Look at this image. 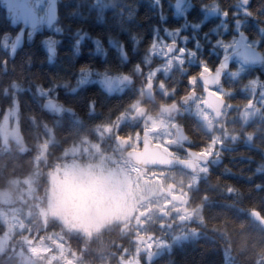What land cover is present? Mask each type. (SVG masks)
<instances>
[{
	"label": "trees",
	"instance_id": "1",
	"mask_svg": "<svg viewBox=\"0 0 264 264\" xmlns=\"http://www.w3.org/2000/svg\"><path fill=\"white\" fill-rule=\"evenodd\" d=\"M203 7L227 11L226 30L222 26L214 30L220 17L204 23ZM191 11L186 18H176L170 4L161 7L155 0H59V19L53 32L58 42L56 60L47 57L38 40L18 51L13 61L0 46V98L17 94L19 108L12 120L0 119V191L12 200L0 199V212L7 220L4 223L0 218V264H49L47 254H35L32 248L45 249L44 240L53 232L68 237L65 247L70 249L64 258H74L73 264H117L123 249L146 243L124 235L119 225L89 236L80 226H64V213L48 212L53 205L47 193L50 168H37L34 158L39 141L48 136L40 126L42 93L58 94L70 111L53 122L54 143L59 146L78 139L99 142L98 132L112 126L141 96L147 98L152 113L163 106H180V98L191 90L203 98L200 84L196 81L193 85L190 77L204 62L215 68L227 52L223 42L234 36L263 41L257 35L264 29V0H252L246 8L239 0H193ZM180 25L194 37L190 44L193 52L169 74L162 70L153 74V68L161 63L150 54L154 39L166 37V29ZM8 31L0 5V37ZM4 60L5 73L1 68ZM81 69L92 73L90 81L79 85ZM94 72L116 80L95 77ZM12 82L26 86H13ZM223 85L233 106L226 112L225 132L215 127L207 133L204 123L191 112L176 116L199 148L218 135L219 159L197 180L181 170L167 172L172 178L168 184L184 190L189 186L183 194L188 200L166 214L149 211L153 214L150 222L132 232L137 237L149 235L154 241H169L185 233L196 237L173 244L170 251L149 263L141 258L142 264H264V107L257 103L264 92V70L248 68L236 79H225ZM244 99L257 104L255 118L248 121L241 118L248 109L242 106ZM32 117L36 128L28 125ZM15 138L19 143L12 141ZM36 177L39 183L33 191ZM14 181L19 186L12 189ZM15 209L16 218H9Z\"/></svg>",
	"mask_w": 264,
	"mask_h": 264
},
{
	"label": "rangeland",
	"instance_id": "2",
	"mask_svg": "<svg viewBox=\"0 0 264 264\" xmlns=\"http://www.w3.org/2000/svg\"><path fill=\"white\" fill-rule=\"evenodd\" d=\"M172 16H176V18L180 17L178 14H172ZM181 28L185 27L180 25L178 29H166L167 36L161 37L160 41L154 42L152 47H157L153 50L157 54V59L159 56L163 57L166 54L167 41L175 39L181 33L189 38L187 33H184L185 30L180 32ZM174 30H178L179 33L174 34ZM239 43L240 38H235L228 43H224L222 48H233ZM187 49V47H184L176 55L169 57L168 60L170 61L165 62L162 68L178 66ZM160 65L159 63L155 66L153 71L159 69ZM81 70L83 71L80 77L81 81L91 79L89 71H85V69ZM238 70L243 71L242 65L236 67L234 71H230L227 77L235 76ZM11 84L21 88L26 86L25 84L19 85L16 82H12ZM253 89L255 88L253 87ZM257 103L261 104V106L264 105V92L262 99H259ZM242 106H250V103H246L244 99ZM134 108L135 104L131 107V110ZM187 109L190 112H195L203 121H210L211 124L219 120L210 111L207 104H204V101L198 103L196 101L191 107H187ZM5 110L3 112L0 108V119L2 122L8 117L12 120L15 114V110L11 109L8 103H6ZM127 111L115 120L114 126L105 127V133L99 132L101 136L100 144H95L85 139L86 142H80V146H70L71 151H69L71 153H78L77 159L65 158L60 165L50 171L48 174L47 186L49 188L47 193L49 204L53 203V205L49 207L48 212L50 211L51 214L64 213V226H69L73 229L81 228L89 236L115 225L121 226L120 231L124 235L130 234V237L134 241L146 240V243L134 244L130 248L123 249L117 264H142L141 258L149 263L165 250L170 251L173 244H180L183 241L195 238L196 234L185 233L183 235H176L169 241H154L148 239L149 235L143 236V234L137 237L132 234L133 231L141 230L147 225L150 222V218L153 217L154 212L160 211L161 214H166V211L169 209L177 210L188 198L183 196L186 191H182V188L176 187L175 184H168V181L172 179L168 173L160 174V172L142 171L137 166L132 165L128 159L123 158L120 152L117 156L114 152L108 150L111 147V137L117 131L118 126L133 113L126 114ZM163 116L158 110L152 113L145 122L144 131H148L149 137L164 147L163 141H166L172 133V123ZM250 116V111L241 114V118L245 120H248ZM207 125L209 130H211L212 126L209 123ZM136 138L138 139L135 144L140 141V137L136 136ZM212 145L215 146L214 142ZM39 148L40 146H38V151L34 157L35 160L37 157L39 159L37 168L45 164V161L40 157ZM79 148L80 151L78 152ZM200 171L204 170L201 168ZM38 183L39 179L37 177L34 178L33 191L36 189ZM179 183H182V181ZM14 184L16 186H13L12 189L18 188V182L14 181ZM0 199L2 202L12 201L9 198L7 199L4 194H1V191ZM149 211H153V214H149ZM12 212V216L9 218H16L15 214L17 210L15 209ZM0 218L4 223H7L5 215L2 212H0ZM13 225L16 226L17 223L13 222ZM62 230H65V227ZM58 235L64 239L68 238L63 236L61 232ZM44 241L45 244L43 245H45V249L33 247V253L47 254L46 261L49 264H73L75 262L74 258H64V253L70 249V246L66 248V244L63 243L62 239L57 237V233L53 232L47 235Z\"/></svg>",
	"mask_w": 264,
	"mask_h": 264
},
{
	"label": "water",
	"instance_id": "3",
	"mask_svg": "<svg viewBox=\"0 0 264 264\" xmlns=\"http://www.w3.org/2000/svg\"><path fill=\"white\" fill-rule=\"evenodd\" d=\"M34 1H46V16H45V30L49 32L58 20V0H0V4L5 10L6 20L12 29L20 27L19 32L12 39L10 34H5L1 40V46L5 47L10 42L12 45L9 49L10 60L16 57L17 52L24 46V33L26 30H31L28 35L27 45L31 46L35 36L41 32L42 28L39 23L36 11L33 7ZM243 3L249 5L252 0H242ZM177 51L176 44H170L167 49V55L171 56ZM45 52L52 59H56L55 40L49 37L45 40ZM243 60L246 65L262 68L264 66L263 53L249 45H241L236 50L225 56L221 62L220 67L213 73L201 74L198 77L199 82L209 88H216L222 80V74L226 73L230 66L235 64L236 60ZM4 69L6 62H3ZM206 101L215 111H220L225 105V100L219 97L212 91H205ZM194 93L190 92L181 99L182 106H188L193 102ZM43 110L47 114L54 113L55 116H60L65 111L63 103L55 100H48L43 105ZM146 108H140L129 120L130 127H137L146 115ZM175 140L169 142L168 146L188 153L191 156L190 160H180L170 157L159 145H152L151 140L147 136H143L140 150H130L127 152V157L130 161L143 168H161V169H182L189 174L196 172V161L207 162L209 157L198 154L187 147L191 145V140L185 134L182 127L173 125L172 127Z\"/></svg>",
	"mask_w": 264,
	"mask_h": 264
},
{
	"label": "flooded vegetation",
	"instance_id": "4",
	"mask_svg": "<svg viewBox=\"0 0 264 264\" xmlns=\"http://www.w3.org/2000/svg\"><path fill=\"white\" fill-rule=\"evenodd\" d=\"M170 4V8H171V12L174 13V14H180V16H183V17H187V14L190 13L191 14V10L193 8V0H171V2L169 0H157V4L159 6L162 7L163 4ZM239 4L242 5L243 7H246L243 5V3L241 2V0H239ZM34 6L39 14V18H40V21L42 22L41 24L44 25V18H45V13H46V6H47V3L46 2H42V1H36L34 2ZM39 6V8H38ZM204 11L203 12V17L205 19L204 23L205 22H209V20L213 17H220L221 20L220 22H222L223 26H224V22L227 20L226 18V15H227V11H217V10H214L212 7L210 8H204L203 7ZM189 15V14H188ZM225 17V18H224ZM4 18H5V13H4ZM209 18V19H208ZM6 20V19H5ZM167 19H163V21H166ZM20 30V27L17 28V29H11L10 28V31L6 32V33H10L12 35V39L15 37V35L19 32ZM184 30L183 28L180 29V32ZM53 31V29L50 31V32H47L44 28V26L42 27V30L41 32H39L34 40H33V44L35 43L36 40L40 41L41 44H42V47L44 48V40L49 38L50 35H51V32ZM31 31L30 30H26L25 33H24V47H32L33 44L31 46L27 45V40H28V35ZM176 33H179V31L175 30ZM258 37H260L261 39H263V41L260 43L258 40H256L255 38L253 39V46L258 48V49H263L264 48V29H262L260 32H259V35H257ZM245 36L242 35L240 37V42H244L245 41ZM186 40H190L191 41V38L187 37V36H184V35H178L175 39H171L167 42V45H169L170 43H177L178 46H179V50L183 49L184 47H188L190 42L188 44H186ZM240 44V43H239ZM11 46V44L7 47L4 48V50H7L8 51V48ZM236 48L239 47V45H235ZM22 48V49H23ZM153 49H156L157 47L154 46L152 47ZM151 53V52H150ZM154 55H157L156 53H153ZM159 59H160V62L162 64H164L165 62H168L170 60H168L169 58L165 59L163 57H160L159 56ZM219 65V64H218ZM217 65V66H218ZM243 66L245 67L242 63H237L235 65V68L236 67H239V66ZM216 66V67H217ZM216 67L215 68H210V66L208 65V63H205L204 62V66H203V69L201 70V72H203L204 70H207L209 73H212L216 70ZM171 69V67H169V70ZM244 69V68H242ZM233 71V70H231ZM200 72V73H201ZM199 73V74H200ZM230 73V72H229ZM229 73H227L226 76L224 77H227L229 75ZM198 74V75H199ZM198 75L194 76V77H198ZM128 77L130 76V73H128L127 75ZM236 76V75H235ZM235 76H229L228 78H231V77H235ZM239 76V75H237ZM104 78L106 79H109L108 77H106L105 75L103 76ZM112 78H110L109 80H112ZM116 79V78H114ZM225 79V78H224ZM253 84V82H252ZM205 91V88L203 87L202 88V92ZM217 92L221 93L223 95V98H225V92L224 90L222 89V85L219 86L217 89H216ZM7 93V92H6ZM43 99H41V111L43 112V117L41 118L42 120V123H40V126H45V129H44V133L47 134L48 136L46 138H43L39 141V145L40 148V157L41 159H43L45 161V164L43 165L44 167H48L50 168L49 169V173L52 169H54L55 167H57L58 165L61 164L62 160L65 159V158H75L77 159L78 157V153H71L70 149L69 148L70 146H80V142H82L80 139H78V141H75V142H69L68 144H64L63 146H59V145H56L54 143V133H53V122L55 120H58V119H61L63 118V116L66 114V113H69V108L68 106L62 101L59 99V96L58 94H53L52 92H50L49 90H45L43 91ZM17 97L18 95L15 94L11 97H5V98H0V107L2 109L3 112H5V106H6V103H8L10 105V108L11 109H14L15 110V113H18L19 112V108L17 109L16 108V102H17ZM50 99H54V100H57L59 102H62L63 104H65L67 107H66V111L59 117L55 116V114H47L44 112L43 110V105L46 101L50 100ZM146 99V100H145ZM148 100L146 97L144 96H141L139 97L136 101H134L131 105V107L135 104V108L131 110V107L130 109L126 112V114L128 113H132L133 115L137 112L138 109L142 108V107H146L147 108V115L145 116L144 120L141 122V124H139V126H137L136 128H129V126L126 124V120L120 125L118 126L117 130L119 129H123L122 131V135H118L116 134V143H115V151L114 153L118 156V153L116 151H121L122 152H125V154L127 153V151H129L130 149H134V150H139L140 149V141L137 142L135 144V142L137 141L138 138H136V136L141 137L144 136V135H148L149 132L147 131H144V125H145V122L146 120L150 117L151 115V106H148L147 104ZM202 102V101H201ZM251 102L253 104V99H251ZM204 104H207L205 101H204ZM208 106V105H207ZM149 107V108H148ZM164 107V106H163ZM163 107H160V111L159 113H162L164 116L163 117H166L167 119H169V121L173 124L176 120V116L177 115H183L185 110L182 109V108H179L177 106H174V105H171L170 108L165 111V109ZM210 111H212V113L214 115H216L218 117L219 120L213 122L212 124L214 126H217L218 128L221 127V130L222 132H225V130L227 129V126H226V112H227V107H225L223 110H221L220 112H214L213 109L208 106ZM151 110V111H150ZM170 110H173V111H170ZM163 111V112H162ZM130 114L129 117L132 115ZM32 120V121H31ZM31 120H28V125L30 128H36L38 127V124H35L33 121H34V118L32 117ZM174 121V122H173ZM178 123V122H177ZM179 125H182V123H178ZM125 126V127H124ZM127 126V127H126ZM184 129V128H183ZM185 131V130H184ZM186 133V132H185ZM187 134V133H186ZM188 135V134H187ZM149 136V135H148ZM189 136V135H188ZM174 134L171 133V135L167 138L166 141H163L164 143V149L167 151V153L170 155V156H173V157H176L180 160H187L189 159V155L185 152H182V151H178V150H174V149H171L169 147H167L166 145L169 144V142H171L172 140H174ZM190 137V136H189ZM151 138V137H150ZM191 138V137H190ZM152 144L156 145L157 143L155 142L154 139H152ZM14 143H19V139L15 138L12 140ZM199 144H194L193 140H192V144L191 146L189 147L191 150L197 152V153H205L208 155V157L210 158V161L209 163H206V164H201V163H198V169H203V170H207L209 168V165L211 163H213L214 161V157H213V145L211 143V146L209 148H206L204 150H202L201 148H199ZM18 148V147H17ZM120 148V149H118ZM70 150V151H69ZM38 151V149H37ZM80 151V148L78 150V152ZM204 151V152H203ZM70 152V153H69ZM43 153L44 154V158H43ZM38 157L36 158L35 160V166L37 167L38 166ZM77 163V162H75ZM47 182H48V178H47Z\"/></svg>",
	"mask_w": 264,
	"mask_h": 264
}]
</instances>
